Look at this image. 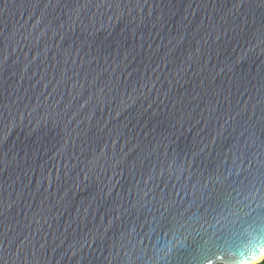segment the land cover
Segmentation results:
<instances>
[{
	"label": "water",
	"instance_id": "obj_1",
	"mask_svg": "<svg viewBox=\"0 0 264 264\" xmlns=\"http://www.w3.org/2000/svg\"><path fill=\"white\" fill-rule=\"evenodd\" d=\"M257 202L264 0H0V264H218Z\"/></svg>",
	"mask_w": 264,
	"mask_h": 264
},
{
	"label": "clouds",
	"instance_id": "obj_2",
	"mask_svg": "<svg viewBox=\"0 0 264 264\" xmlns=\"http://www.w3.org/2000/svg\"><path fill=\"white\" fill-rule=\"evenodd\" d=\"M248 220H235L233 234L216 247L215 255L222 257L218 264H264V204L257 202L249 208ZM175 234L161 237L154 249L156 260H163L176 245Z\"/></svg>",
	"mask_w": 264,
	"mask_h": 264
}]
</instances>
